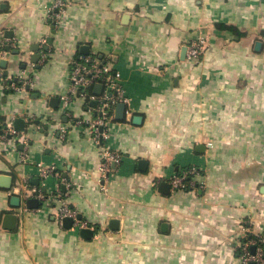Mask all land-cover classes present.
Wrapping results in <instances>:
<instances>
[{
  "label": "crops",
  "instance_id": "obj_1",
  "mask_svg": "<svg viewBox=\"0 0 264 264\" xmlns=\"http://www.w3.org/2000/svg\"><path fill=\"white\" fill-rule=\"evenodd\" d=\"M56 1L0 0V124L13 133L0 134L12 176L0 180V264H238L244 242L264 240V0H60L57 21ZM198 36L206 47L189 59ZM81 54L107 60L129 99L98 143V102L64 104ZM106 148L121 160L104 173ZM190 165L198 186L173 187ZM21 185L59 193L91 237L58 220L56 197L14 205Z\"/></svg>",
  "mask_w": 264,
  "mask_h": 264
},
{
  "label": "built area",
  "instance_id": "obj_2",
  "mask_svg": "<svg viewBox=\"0 0 264 264\" xmlns=\"http://www.w3.org/2000/svg\"><path fill=\"white\" fill-rule=\"evenodd\" d=\"M63 2L58 0L53 5L51 10L56 9L53 13L54 20H58L61 17ZM44 43V40L42 41ZM3 43L0 44V48ZM206 47V38L204 36H198L197 39L192 40L186 46V56L189 59H198ZM107 60L97 57L93 54H81L76 56L69 70V89L67 94L64 96V104H68L74 97L83 98L86 101L91 99L96 100L97 106L95 111L97 113L96 118L90 122L92 130V138L98 143L101 139L105 141L107 139V134L109 131V121L114 115V109L117 103L122 102L124 104L128 103L129 99L125 94L124 89L120 85V80L111 73V68L107 64ZM101 82L103 84V92L99 96L91 94L88 90L90 87ZM31 81L25 73L20 74L11 81V86L13 89L21 91L25 86H30ZM126 113L129 110L126 109ZM7 130L5 131V133ZM6 136V135H5ZM103 153V161L101 170L106 173L110 171L111 162L114 161L119 163L121 160V155L114 151L106 148ZM53 171L52 167L46 168L40 165L41 175H46ZM198 174V169L194 165L186 166L181 169L178 173L172 176L171 185L173 187L181 188H192L198 186L193 179L194 175ZM195 177V176H194ZM66 182H64L65 185ZM202 186V183L199 184ZM20 195V205L26 207V200L34 197L39 201H47L54 199L56 197L60 200L57 216L58 220L61 222L64 217H71L74 224L79 225L78 227L85 228L90 227L88 222L81 221L78 224L77 213L69 208L67 202L64 199H60L59 193L53 196H47L40 189L35 187H28L21 185L19 189ZM59 197V198H58ZM51 201V200H50ZM254 247L253 252L250 251V247ZM242 253L238 264H247L250 261H254L255 264H264V240L263 239H249L242 244Z\"/></svg>",
  "mask_w": 264,
  "mask_h": 264
},
{
  "label": "water",
  "instance_id": "obj_3",
  "mask_svg": "<svg viewBox=\"0 0 264 264\" xmlns=\"http://www.w3.org/2000/svg\"><path fill=\"white\" fill-rule=\"evenodd\" d=\"M48 42H50V39H48ZM5 49H8L7 46H5ZM17 52V51H16ZM37 55V58H39L40 56V53H36ZM0 65L1 67L4 68V72L3 74L4 75H7L8 74V71H7V60L6 59H0ZM13 79H16L13 78ZM116 115L117 117H121L122 116V113L124 111V108H125V104L122 103V102H119L116 104ZM22 120L21 119H16L14 121V127L15 129L19 130L21 129V126L19 125V123H21ZM7 123L4 121L0 124V134H3L6 130H7ZM7 136V138L11 139L13 136V133L11 132H6L5 134ZM142 162H140L141 164ZM0 180H2L3 182V185L4 186H9L11 184V181H12V176L11 175H6V174H0ZM11 202L14 204V205H18L19 202H20V198L18 196H12L11 198ZM39 204V201L36 199V198H29L27 201H26V205L28 207H35ZM78 217H80V214L78 215ZM16 219H17V216L16 214L14 213H8V214H5L4 218H3V227L6 228V229H12L15 227V224H16ZM71 222H72V218L70 217H64L63 218V223L65 224V226H70L71 225ZM111 224L112 223H116L117 224V220L113 219L111 220L110 222ZM92 229L89 228V227H85V228H81L80 229V234L85 237V238H89L91 237L92 235Z\"/></svg>",
  "mask_w": 264,
  "mask_h": 264
}]
</instances>
